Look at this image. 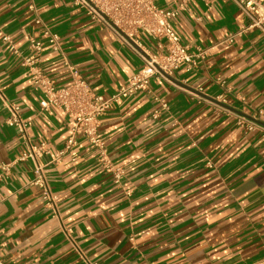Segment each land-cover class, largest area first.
<instances>
[{
    "label": "crops",
    "instance_id": "0c3cea01",
    "mask_svg": "<svg viewBox=\"0 0 264 264\" xmlns=\"http://www.w3.org/2000/svg\"><path fill=\"white\" fill-rule=\"evenodd\" d=\"M154 2L163 9L184 3L171 20L174 29L182 42L209 49L194 70L171 77L211 98L224 93L226 105L264 125V28L248 29L236 0ZM43 26L59 35L62 53L45 44L36 66L57 86L70 82L67 62L108 97L143 66L138 52L72 0H0V89L31 121L30 142L48 145L41 162L74 241L31 184L32 162L15 161L0 178V260L86 264L83 255L98 264H264V138L173 82L152 79L99 118L107 155L126 172L122 186L83 136L50 162L72 121L57 107L40 109L29 68L2 41L8 34L21 56L32 55L29 39H43ZM143 42L156 51L152 41ZM154 97L168 106L158 118ZM7 115L0 102V163L26 147Z\"/></svg>",
    "mask_w": 264,
    "mask_h": 264
},
{
    "label": "built area",
    "instance_id": "2783aa9c",
    "mask_svg": "<svg viewBox=\"0 0 264 264\" xmlns=\"http://www.w3.org/2000/svg\"><path fill=\"white\" fill-rule=\"evenodd\" d=\"M236 1L250 21L248 29L264 28V4L258 0ZM72 2L74 5L82 7L91 18L111 29L122 44L138 52L142 59L141 70L131 76L112 95L105 97L96 93L80 72L67 62L71 79L68 84L63 86H57L36 66L38 56L45 44L49 45L52 50L62 53L59 35L52 32L47 26L42 28L43 39H29L28 50L32 55L21 56L8 34L2 36V41L8 52L20 56L22 64L29 68L28 74L34 88L41 92L40 109L57 107L72 121L70 134L63 150H60L50 162L60 160L62 154L76 143V137L83 136L88 141L90 148L97 149V160L105 170L111 173L113 183L122 186L126 172L124 168L109 159L104 142L98 134L99 118L106 114L121 98L147 89L152 79H163L171 83L167 76H171L176 70L181 69L184 72L194 70L198 66L199 60L206 56L209 49L193 45L191 42H182L174 29L171 20L183 9L184 3H180L172 9H163L158 7L154 0H72ZM32 7L30 6V8ZM36 22L41 23V20L37 18ZM143 37L154 43L156 51L150 50L149 46L143 42ZM226 41H231V36L220 41L217 45ZM216 83L224 87L226 92L230 90L220 79H217ZM198 90L201 91V88ZM192 94L198 97L197 94ZM213 98L223 104H227L228 101L224 93ZM154 99L158 107L153 109L152 117L158 118L161 110L167 109L168 106L159 97H154ZM0 102L8 111L5 123L16 128L26 146L25 151L14 161L0 163V178L10 174V169L15 161L30 160L33 164L31 184L40 189L44 205L50 210L52 217L57 220L65 238L74 244L71 235L72 229L63 223L57 196L52 191L45 174L47 163L41 162V158L50 153L47 143L45 141L38 144L30 142L28 131L31 121L22 117L19 105L7 100L1 89ZM212 104L219 110L232 115L236 124L243 126L246 131L258 130L264 138V125L253 116L244 112H234L213 102ZM258 113L260 114L261 111ZM126 193L129 194V192ZM82 257L86 264H98L83 255ZM0 264L7 263L0 260Z\"/></svg>",
    "mask_w": 264,
    "mask_h": 264
},
{
    "label": "water",
    "instance_id": "95a60500",
    "mask_svg": "<svg viewBox=\"0 0 264 264\" xmlns=\"http://www.w3.org/2000/svg\"><path fill=\"white\" fill-rule=\"evenodd\" d=\"M167 78H168L171 82H173V83H175V84H177V85H179V86H181V87L187 89L188 91H190V92H192V93H195V94H197V95H199V96H201V97H203V98H206V99L210 100V101L213 102V103H216V104H218V105H220V106H222V107H225V108H227V109H229V110H232V111H234V112L241 113L240 111H238V110L232 108V107L229 106V105H226V104H223V103H221V102H218V101L215 100L214 98L208 97V96H206V95H204V94H202V93H200V92H198V91H196V90L190 89L189 87L185 86L184 84L179 83L178 81H176V80H175L174 78H172L171 76H167ZM258 122H259V121H258ZM259 123H260V122H259Z\"/></svg>",
    "mask_w": 264,
    "mask_h": 264
}]
</instances>
